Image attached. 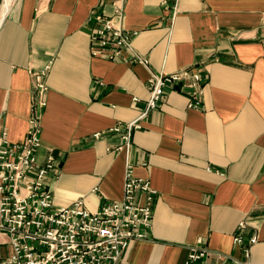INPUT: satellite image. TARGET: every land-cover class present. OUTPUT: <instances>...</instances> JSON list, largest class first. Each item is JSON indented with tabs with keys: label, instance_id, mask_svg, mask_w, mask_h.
<instances>
[{
	"label": "crops",
	"instance_id": "1",
	"mask_svg": "<svg viewBox=\"0 0 264 264\" xmlns=\"http://www.w3.org/2000/svg\"><path fill=\"white\" fill-rule=\"evenodd\" d=\"M100 1L13 0L5 13L0 0V117L9 141H24L33 73L50 65L39 156L60 160L55 204L83 201L95 212L122 200L127 162L157 192L148 238L132 241L119 264H184L193 246L211 251L208 264H235L244 259L237 234L245 244L258 238L250 263L264 264V0H126L131 49L111 59L91 51L89 18L112 14ZM186 68L204 78L201 109L172 85L129 153L116 151L109 130L145 110L149 78ZM11 252L0 232V258Z\"/></svg>",
	"mask_w": 264,
	"mask_h": 264
},
{
	"label": "built area",
	"instance_id": "2",
	"mask_svg": "<svg viewBox=\"0 0 264 264\" xmlns=\"http://www.w3.org/2000/svg\"><path fill=\"white\" fill-rule=\"evenodd\" d=\"M125 3L126 0H101L99 7H112L110 18L103 12H95L89 18L95 25L91 35L94 57L111 59L131 49L133 36L123 25ZM134 60L148 65L145 58ZM50 70V65H46L33 73L36 94L22 143L9 141L0 117V232L12 246L11 254L0 258V264H119L132 241L148 238L157 192L147 178L137 177L133 164L127 162L122 200L106 202L95 212L85 209L83 201L70 206L55 204L52 185L60 175V160L51 152L43 161L39 156L41 119L48 104L49 87L45 80ZM203 82L199 71L187 68L168 75H152L145 110L134 121L118 123L109 130L119 139L114 149L129 153L134 132L142 129V121L159 108L165 89L172 85L188 89L191 93L188 107L200 110ZM100 135L95 134V139ZM245 228L246 224L241 222L240 229ZM234 239L244 254L242 261L234 263L251 264L250 251L258 238L251 237L248 244L240 234ZM210 254L207 247L193 246L184 264H208Z\"/></svg>",
	"mask_w": 264,
	"mask_h": 264
},
{
	"label": "bare ground",
	"instance_id": "3",
	"mask_svg": "<svg viewBox=\"0 0 264 264\" xmlns=\"http://www.w3.org/2000/svg\"><path fill=\"white\" fill-rule=\"evenodd\" d=\"M13 2V0H6V2H5V6H4V12L6 13V11H8L9 10V7H10V5H11V3Z\"/></svg>",
	"mask_w": 264,
	"mask_h": 264
}]
</instances>
